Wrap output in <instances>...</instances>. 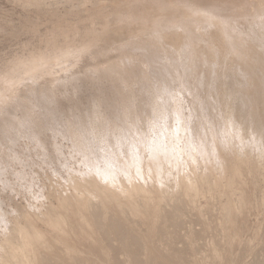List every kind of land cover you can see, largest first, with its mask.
<instances>
[{
    "label": "rangeland",
    "instance_id": "374dc122",
    "mask_svg": "<svg viewBox=\"0 0 264 264\" xmlns=\"http://www.w3.org/2000/svg\"><path fill=\"white\" fill-rule=\"evenodd\" d=\"M16 1L0 0V264H264V0Z\"/></svg>",
    "mask_w": 264,
    "mask_h": 264
},
{
    "label": "bare ground",
    "instance_id": "6f19581e",
    "mask_svg": "<svg viewBox=\"0 0 264 264\" xmlns=\"http://www.w3.org/2000/svg\"><path fill=\"white\" fill-rule=\"evenodd\" d=\"M17 1H18V2H22V3H24L25 5H28V6H37V7H40V6L43 5V4L41 3L42 0H17ZM17 1H16V2H17ZM58 1H59V0H55L54 2H58ZM87 1H88V0H87ZM44 7H45V6H44ZM32 8H33V7H32ZM53 8H54V7H53ZM186 8H187V7L184 8L183 13H185L186 11H188V12L190 11V10H185ZM182 9H183V8H182ZM187 9H188V8H187ZM181 12H182V11H181ZM188 12H187V13H188ZM198 12L201 13V14H204V15H207V14H208V13H207V14L204 13V11H202V10H201V11H198ZM189 13H191V11H190ZM193 13H195V12L193 11ZM189 15H190V14H189ZM190 16H191V15H190ZM202 16H203V15H202ZM209 16H210V15H209ZM213 19H214V18H213ZM221 22H222V21H221ZM147 23H148V22H147ZM143 24H144V23H143ZM220 32H221V31H220ZM223 38H224V37H223ZM208 41H209V39H208ZM208 41L205 42L206 44L208 43L207 45H205V44L200 45V46L202 47V49H201V51H200V52H201L200 55H201L202 57H204L205 59L210 55V53H211V51H212V47H213L212 43H210V42H208ZM232 41H233V40L231 39V42H232ZM255 41H256V40H255ZM256 42H257V41H256ZM225 43H226V42H225ZM254 43H255V42H254ZM253 45H256V44H253ZM200 46H199V48H200ZM250 46H251V45H250ZM256 46H257V52H258L260 55H261V54L264 55V45H263V44H260V46H258V45H256ZM151 47H152V46H151ZM213 48H214V47H213ZM86 49H88V48H86ZM227 49H228V48H227ZM232 49L235 51V48H232ZM232 49H231V50H232ZM195 50H196V49H195ZM198 50H199V49H198ZM198 50H197V51H198ZM216 50H217V49H216ZM247 50H248V49H247ZM213 51H214V50H213ZM213 51H212V52H213ZM218 51H219V50H218ZM85 52H86V51H85ZM85 52H81L80 54H83V53H85ZM248 52H249V50H248ZM168 53H169V52H168ZM215 53H216V52H214V54H215ZM231 53H232V52H231ZM258 53H257V54H258ZM60 54H62V53H60ZM63 54H65V53H63ZM67 54L69 55V53H67ZM218 54H219V53H218ZM233 54H234V53H233ZM250 54H251V53H250ZM58 55H59V54H58ZM151 55H152V54H151ZM216 55H217V54H216ZM251 55H253V54H251ZM64 56H65V55H64ZM79 56H80V55H79ZM81 56H82V55H81ZM213 56H214V55H213ZM230 56H231V55H230ZM60 57H62V56H60ZM68 57H69V56H68ZM192 57H193V56H192ZM243 57H244V56H243ZM252 57H253V56H252ZM50 58H51V57H50ZM56 58H57V57H56ZM65 58H66V57H65ZM211 58H213V60H215L214 57H211ZM217 58H218V57H217ZM245 58H246V57H245ZM245 58H243V61H245V60H244ZM247 58H248V57H247ZM247 58H246V59H247ZM68 59H69V58H66V61H65L66 63H67V60H68ZM193 59H194V57H193ZM193 59H192V60H193ZM223 59H224V58H223ZM47 60H48V59H47ZM62 60H63V59H62ZM64 60H65V59H64ZM163 60H165V59H163ZM195 60H196V59H195ZM198 60H199V59H198ZM208 60H210V59L208 58ZM254 60H255V59H254ZM70 61H71V60L68 61V64H69ZM78 61H79V60H78ZM216 61H217V60H215V61H213V62H216ZM48 62H49V61H48ZM65 62H63V63H65ZM71 62H72V61H71ZM73 62H74V61H73ZM149 62H150V61H149ZM149 62H148V63H149ZM193 62H194V60H193ZM206 62H207V61H206ZM210 62H211V61H210ZM210 62L208 61V63H210ZM166 63H167V62H166ZM203 63H205V61H204ZM257 63H258V62H257ZM21 64H22V63H21ZM71 64H72V63H71ZM124 64H126V63L124 62ZM167 64H168V63H167ZM18 65H19V64H18ZM18 65H17V67H18ZM58 65H60V64H58ZM65 65H66V64H65ZM69 65H70V64H69ZM69 65H68V66H69ZM149 65H150V64H148V66H149ZM186 65H187V64H186ZM211 65H212V63H210V65L207 64L206 66H205V65H204V66H205V67L209 66V68H210ZM213 65L215 66V64H213ZM61 66H62V65H61ZM68 66H66L67 72H69V71H68V70H69V69H68V68H69ZM72 66H74V65H72ZM122 66H123V65H122ZM122 66H121V67H122ZM263 66H264V65H263ZM52 67H53V66H52ZM186 67H187V66H186ZM217 67H218V66H217ZM253 67H254V66H253ZM258 67H259V66H258ZM27 68H28V67H27ZM49 68H50V67H49ZM61 68H62V67H61ZM61 68H60V69H61ZM63 68H65V67H63ZM63 68H62V69H63ZM123 68H124V66L122 67V69H123ZM125 68H127V67H125ZM255 68H256V67H255ZM210 69L213 70L214 68L212 67V68H210ZM166 70H167V69H166ZM254 70H255V69H254ZM55 71H56V70H55ZM125 71H128V72H126V73H129V70H125ZM251 71H252V70H251ZM18 72H20V71H18ZM36 72H37V71H36ZM45 72H46V71H45ZM45 72H44L43 74H45ZM47 72H49V70H48ZM50 72H52V71H50ZM210 72H211V71H210ZM21 73H22V72H21ZM52 73L55 74L56 72L53 71ZM57 73H58V72H57ZM115 73H116V74H115ZM115 73H114V74L117 75V72H115ZM130 73H131V72H130ZM167 73H168V72H167ZM251 73H252V72H251ZM251 73H250V74H251ZM38 74L41 75V73H38ZM43 74H42V75H43ZM170 74H171V73H170ZM203 74H204V73H203ZM30 75H31V74H30ZM42 75H41V76H42ZM47 75H49V74H47ZM47 75H46V76H47ZM51 75H52V74H51ZM118 75H119V76H120V75L127 76L128 74H127V75H124V74H122V73H121V74L118 73ZM118 75H117V77H118ZM163 75H165V74H163ZM37 76H38V75H37ZM60 76H61V75H60ZM129 76H130V75H129ZM18 77H19V76H18ZM127 77H128V76H127ZM203 77H204V76H203ZM247 77H248V75H247ZM251 77H252V76H251ZM251 77H250V78H251ZM7 78H8V77H7ZM25 78H26V77H25ZM27 78H28V77H27ZM29 78H30V77H29ZM29 78H28L27 80H31V79H29ZM31 78H32V76H31ZM120 78H121V77H120ZM122 78H123V77H122ZM128 78H129V77H128ZM168 78H169V77H168ZM171 78H172V77H171ZM198 78H199V77H198ZM227 78H228V77H227ZM32 79H33V78H32ZM34 79H35V78H34ZM38 79H39V76H38ZM247 79H248V78H247ZM35 80H37V79H35ZM121 80H122V79H121ZM18 82H19V81H18ZM34 82H35V81H34ZM225 83H226V82H225ZM21 84H22V83H21ZM162 84H163V82L161 83V86L164 88V90H167V89H165V87H164ZM204 84H205V83H204ZM229 84H230V83H229ZM255 84H257V83H255ZM167 85H168V83H167ZM222 85H223V84H222ZM18 86H20V85H18ZM262 86H263V85H262ZM262 86H260V87L262 88ZM75 87H76V86H75ZM162 87H161V88H162ZM168 87H169V86H168ZM168 87H167V88H168ZM252 87H253V86H252ZM258 87H259V86H258ZM263 87H264V86H263ZM235 88H236V87H235ZM248 88H249V87H248ZM253 88H254V87H253ZM246 89H247V88H246ZM255 89H256V88H255ZM259 89H260V88H259ZM14 90H15V89H13V92H14ZM70 90H71V89H70ZM130 90H131V88H130L128 91H130ZM161 90H162V89H161ZM164 90H163V91H164ZM250 90H251V89H250ZM250 90H248L249 93H250ZM262 90H263V95H264V89H262ZM262 90H261V91H262ZM11 91H12V90H11ZM16 91H17V89H16ZM16 91H15V92H16ZM54 91H55V93H56L57 90H51V91H49V92H52V93H53ZM68 91H69V90H68ZM163 91H162L161 93H163ZM235 91L237 92L238 89L235 90ZM243 91H244V93L246 92L245 89H243ZM261 91H260V92H261ZM2 92H3V91H2ZM43 92H44V91H43ZM239 92H240V91H238L237 93L240 94ZM3 93H4V92H3ZM3 93H1V94L4 95ZM129 93H131V92H129ZM129 93H128V94H129ZM164 93H165V92H164ZM164 93H163V94H164ZM169 93H170V92H169ZM179 93L181 94V92H179ZM231 93H232V95H233L234 92H231ZM237 93H236V95H234V97H233L232 99H234V98L236 99V97H239V96H242V97H243V95H238ZM246 93H247V92H246ZM246 93H245L244 95H246ZM251 93H253V92H251ZM251 93H250V94H251ZM255 93H256V92H255ZM257 93H258V92H257ZM10 94H11V93H10ZM10 94H9V95H10ZM47 94H48V92H47ZM47 94H46V95H47ZM175 94H176V92H175ZM234 94H235V93H234ZM253 94H254V93H253ZM261 94H262V93H261ZM5 95H8V93L5 94ZM5 95H4V97H5ZM48 95H50V94H48ZM53 95H54V94H53ZM59 95H60V94H59ZM130 95H131V94H130ZM161 95H162V94H161ZM176 95H177V94H176ZM230 95H231V94H230ZM237 95H238V96H237ZM257 95H259V94H257ZM44 96H45V95H44ZM50 96H51V95H50ZM55 96H56V94H55ZM55 96H54V97H55ZM127 96H128V95H127ZM127 96H126V98H127ZM181 96H182V95H181ZM248 96H250V99L252 98L251 95H248ZM254 96H255V95H254ZM254 96H253V97H254ZM260 96H261V95H260ZM4 97H3V99H4ZM6 97H7V96H6ZM10 97H11V96H10ZM45 97H46V96H45ZM161 97H165V95H164V96L162 95ZM161 97H157V96H156V97H155V103H159L160 101H158L159 99H157V98H161ZM193 97H194V96H193ZM196 97H197V96H196ZM242 97H241V98H242ZM257 97H258V96H257ZM1 98H2V97H1ZM7 98H8V97H7ZM55 98H57V96H56ZM55 98H54V100H55ZM130 98H131V97L129 96V100L131 101ZM170 98H171V97H170ZM179 98H180V96H179ZM179 98H177V99H179ZM258 98H259V97H258ZM3 99H0V100H3ZM49 99H51V98H49ZM161 99H162V98H161ZM163 99H165V98H163ZM175 99H176V98H175ZM175 99H174V100H175ZM239 99H240V98H239ZM246 99H247V98H246ZM248 99H249V97H248ZM250 99H249V101H250ZM252 99H253V98H252ZM254 99H255V97H254ZM254 99H253V100H254ZM7 100H8V99H7ZM52 100H53V99H52ZM132 100H133V99H132ZM174 100H173V101H174ZM182 100H183V99H182ZM195 100H196V99H195V97H194V100L192 99V101H195ZM240 100L243 101V99H240ZM97 101H98V100H97ZM99 101H100V100H99ZM125 101H128V100H125ZM161 101H162V100H161ZM178 101H180V100H178ZM187 101H188V100H187ZM228 101H230V100H228ZM244 101H245V100H244ZM249 101H248V102H249ZM251 101H252V100H251ZM257 101H258V100H257ZM257 101H256V103H257V105H259L260 102L258 101V102H259V103H258ZM32 102H33V101H32ZM100 102H101V101H100ZM132 102H133V101H132ZM175 102H176V101H175ZM181 102H182V101H181ZM231 102H233V100H231L230 103H231ZM245 102H247V101H245ZM3 103H4V102H2V104H3ZM160 103H161V102H160ZM176 103H177L178 105H182V104H179V102H176ZM182 103H184V102H182ZM230 103H229V104H230ZM125 104H126V103H125ZM128 104H130V103L128 102ZM161 104H162V103H161ZM198 104H199V103H198ZM232 104H234V103H232ZM232 104L229 105V106L233 107ZM0 105H1V104H0ZM31 105H32V104H31ZM34 105H35V104H34ZM97 105H98V103H97ZM99 105H102V104H99ZM170 105H172V103H171ZM170 105H169V107H170ZM173 105H174V102H173ZM244 105H245V103H244ZM246 105H247V104H246ZM246 105H245V106H246ZM2 106H3V105H2ZM2 106H0V107H2ZM126 106H127V104H126ZM162 106H163V104H162ZM162 106H160V107H162ZM195 106H196V101H195ZM29 107H30V106H29ZM32 107H33V106H32ZM35 107L38 108L39 106L36 105ZM58 107H59V106H58ZM95 107H96V106H94V108H95ZM97 107H98V109L100 108V106H97ZM97 107H96V108H97ZM128 107H129V106H128ZM156 107H157V106H156ZM178 107H179V106H178ZM182 107H183V105H182ZM241 107H242V106H241ZM96 108H95V109H96ZM154 108H155V107H154ZM162 108H163V107H162ZM175 108H176V107H175ZM25 109H26V108H25ZM32 109H33V108H32ZM98 109H97V111H98ZM160 109H161V108H160ZM176 109H177V108H176ZM182 109H183V108H181V110H182ZM231 109H232V108H231ZM235 109H236V108H235ZM242 109H244V107H243ZM255 109H256V108H255ZM1 110H2V108H1ZM35 110H36V108H35ZM103 110H104V109H103ZM152 110H153V109H152ZM156 110H157V109H156ZM158 110H159V109H158ZM164 110H165V109H164ZM179 110H180V109H179ZM183 110H184V109H183ZM95 111H96V110H95ZM97 111H96V112H97ZM101 111H102V110H101ZM101 111H100V112H101ZM104 111H106V110H104ZM104 111H102V114H103ZM159 111H160V110H159ZM184 111H185V110H184ZM200 111H201V110H200ZM29 112H30V111H29ZM33 112H34L33 115H36V114H35L36 111H34V109H33ZM33 112L31 111L30 113H33ZM42 112H43V110H42ZM96 112H95V113H96ZM98 112H99V111H98ZM98 112H97V113H98ZM169 112H170V111H169ZM233 112H237V111L234 110ZM257 112H258V111H257ZM30 113H29V114H30ZM48 113H50V112H48ZM105 113H106V112H104V114H105ZM182 113H183V112H181V114H182ZM185 113H186V112H185ZM202 113H203V112H202ZM37 114H38V116H39V113H37ZM155 114H157V111H156ZM158 114H160V112H159ZM158 114H157V115H158ZM243 114H244V113H243ZM245 114H246V113H245ZM53 115H54V114H53ZM93 115H94V113H93ZM100 115H101V113H100ZM160 115H161V114H160ZM183 115H184V113H183ZM201 115H202V114H201ZM257 115H258V114H257ZM31 116H32V115H31ZM94 116H95V115H94ZM94 116H93V118H94ZM97 116H98L97 118H99V119H100V118L102 119V117H104V116H102V115H101L102 117H100L99 115H97ZM105 116H106V117L103 118V119H107V115H106V114H105ZM124 116H125V115H124ZM127 116H128V117H127V119H128L131 115H130V116L127 115ZM198 116H199V115H198ZM259 116H260V115H259ZM36 117H37V116H35V118H36ZM232 117L234 118L233 115H232ZM245 117H246V115H245ZM260 117H261V116H260ZM262 117H263V116H262ZM262 117H261V118H262ZM38 118H39V117H37V119H38ZM93 118H92V119H93ZM203 118H204V117H203ZM261 118H260V120H261ZM32 119H33V118H32ZM39 119H41V115H40V118H39ZM94 119H95V118H94ZM109 119H110V118H109ZM131 119H132V118H131ZM246 119H247V117L245 118V120H246ZM33 120H34V119H33ZM133 120H135V119H133ZM203 120H204V119H203ZM236 120H237V122H239V120H238L237 117H236ZM241 120H244V119L242 118ZM256 120H257V119H256ZM263 120H264V119H263ZM34 121H35V120H34ZM96 121H97V120H96ZM98 121H99V120H98ZM127 121H128V120H127ZM198 121H199V120H198ZM198 121H197V122L195 121V122L198 123ZM232 121H233V119H232L230 122H232ZM234 121H235V120H234ZM246 121H247V120H246ZM246 121H245V122L243 121V122H244V125L246 126V123H247L248 126H249L248 129H252L253 126H251L252 128H250V125H249V124H252V123H248V122H246ZM7 122H8V121H7ZM17 122H18V121H17ZM35 122H36V121H35ZM39 122H40V121H39ZM100 122H101V121H100ZM104 122H105V121H104ZM104 122H103V123H104ZM106 122H107V121H106ZM108 122H109V120H108ZM111 122H112V121H111ZM114 122H115V121H114ZM114 122H113V124H114ZM130 122H131V121H130ZM230 122H229L228 124H230ZM250 122H253V121H250ZM261 122H262V120H261ZM13 123H14V122H13ZM75 123H76V122H75ZM78 123H79V122H78ZM92 123H93V121L91 122V124H92ZM125 123H126V122H125ZM125 123H123V124L125 125ZM127 123H128V122H127ZM133 123H134V121H133ZM199 123L201 124V122H199ZM203 123H204V122H203ZM6 124H7V123H6ZM34 124H35V123H34ZM34 124H33V125H34ZM71 124H72V123H71ZM93 124H95V122H94ZM96 124H97V123H96ZM100 124L103 125L102 123H100ZM105 124H106V123H105ZM113 124H112V125H113ZM129 124H130V123H129ZM231 124H232V123H231ZM256 124H257V121H255V123H253V125L257 126ZM260 124H261V123H260L259 120H258V126H259ZM12 125H13V124H12ZM14 125H16V124H14ZM14 125H13V126H14ZM18 125H19V123H18ZM18 125H17V126H18ZM35 125H36V124H35ZM38 125H39V124H38ZM72 125L74 126V125H76V124H72ZM72 125H71V126H72ZM79 125H80V124H79ZM82 125H83V124H82ZM107 125H109V124L107 123L106 126H107ZM124 125H123V126H124ZM131 125H132V124H131ZM193 125H194V124H193ZM232 125H233V127H230V128H232V130L234 129L233 131L235 132V129H236L237 127H234V123H233ZM236 125H237V124H236ZM263 125H264V121H263V124L260 125L261 127L259 126L260 128H262V130H264V129H263V127H264ZM13 126H12V127H13ZM84 126H85V124H84ZM95 126H96V125H94V127H95ZM114 126H115V127H118V126L121 127L122 125L119 124V125L117 126V123H116V124H114ZM123 126H122V127H123ZM128 126H129V125H128ZM216 126H217V125H216ZM229 126H230V125H228V128H229ZM258 126H257V127H258ZM12 127H11V128H12ZM18 127H19V126H18ZM37 127H38V126H36V128H37ZM81 127H82V126H81ZM86 127H87V126H86ZM91 127H93V125H92ZM91 127H90V128H91ZM122 127H121V128H122ZM126 127H127V126H126ZM186 127H187V126H186ZM190 127H191V126H190ZM194 127H195V126H194ZM198 127H199V126H198ZM200 127H201V126H200ZM202 127H203V126H202ZM207 127H208V126H207ZM246 127H247V126H246ZM257 127H256V128H257ZM259 127H258V128H259ZM8 128H9V127H8ZM36 128H35V129H36ZM75 128H76V127H75ZM87 128H88V127H87ZM97 128H98V126L96 127V129H97ZM109 128H110V127H109ZM131 128H133V127H132V126H131V127L129 126V131H131ZM192 128H193V127H192ZM210 128H213V127H210ZM260 128H259V130H260ZM37 129H38V131L40 132V127H38ZM83 129H84V128H83ZM91 129H92V128H91ZM93 129H94V128H93ZM101 129L106 130L105 127H104V128L102 127ZM114 129H115V128H114ZM117 129H118V128H116L115 130H117ZM124 129H125V126H124ZM208 129H209V128H208ZM237 129H238L239 133H241V132H240L241 130H239V129H241V128L239 127V128H237ZM237 129H236V130H237ZM242 129H243V128H242ZM12 130H13V129H12ZM80 130H81V128H80ZM115 130H114V131H115ZM122 130H123V128H122ZM126 130H128V129L126 128ZM126 130H125V133H127ZM132 130H133V129H132ZM198 130H199V129H198ZM204 130H205V129H204ZM232 130H231V131H232ZM244 130H245L246 133L249 132L248 130H247V131H248V132H247L246 129H243V131H244ZM256 130H257V129H256ZM256 130H254L255 132H253V131H252V132H253V133H257ZM259 130H258V133H259ZM23 131H24V130H23ZM77 131H78V129H77ZM77 131H76V132H77ZM84 131H85V130H84ZM84 131H82V133H84ZM86 131H87V130H86ZM90 131H91V130H90ZM94 131H95V129H94ZM97 131H98V130H97ZM179 131H185V132H186V129H183V127H180ZM191 131H192V130H191ZM199 131H202V130H199ZM199 131H198V132H199ZM206 131H207V129H206ZM206 131H205V132H206ZM233 131H232V132H233ZM243 131H242V133H243ZM76 132H74V133H75L76 137L78 138V137H79V134H78V136H77ZM79 132H80V131H79ZM87 132H88V131H87ZM95 132H96V131H95ZM108 132H109V131H108ZM108 132H107V133H108ZM110 132H111V131H110ZM110 132H109V133H110ZM193 132H194V131H193ZM236 132H237V131H236ZM245 132H244V133H245ZM250 132H251V130H250ZM250 132H249V133H250ZM252 132H251V133H252ZM260 132H261V131H260ZM91 133H92V132H91ZM91 133H90V135H91ZM105 133H106V132H105ZM107 133H106V134H107ZM128 133H129V132H128ZM128 133H127V134H128ZM203 133H204V132H203ZM239 133H237V134H238L240 137H241V135H244L243 137H245V136L247 135V134H244V133H243V134H239ZM249 133H248V134H249ZM258 133H257V135H258ZM36 134H37V132H36ZM36 134H35V135H36ZM80 134H81V133H80ZM95 134H96V133H95ZM101 134H102V133H101ZM112 134H113V133H111V136H113ZM127 134H126V135H127ZM206 134H207V133H206ZM206 134L204 133V135H206ZM261 134H262V132L260 133L259 137L261 136ZM73 135H74V134H73ZM82 135H83L84 137H86L88 134H87L86 136H85L84 134H82ZM90 135H88L87 137H90ZM124 135H125V134H124ZM197 135H198V133H197ZM199 135H201V133H200ZM204 135L202 134V136H204ZM229 135H230V134H229ZM252 135L254 136L255 134H252ZM252 135H251V136H252ZM257 135H256V136H257ZM80 136H81V135H80ZM102 136H103V135H102ZM109 136H110V135H109ZM111 136H110V137H111ZM202 136H200V137L202 138V140H199L200 142H197L198 144L201 143V146H203V144H202L203 142H201V141H203V139H204ZM206 136L208 137L209 135H206ZM249 136H250V135H249ZM76 137H74V138H76ZM92 137H93V135H92ZM96 137H97V136H96ZM106 137H107V139H108V136H106ZM114 137H115V136H114ZM194 137H195V135H194ZM210 137L213 138V134H212V136H210ZM243 137H242V138H243ZM261 137H262V136H261ZM80 138H81V137H80ZM82 138H83V137H82ZM90 138H91V137H90ZM94 138H95V137H94ZM101 138H102V137H101ZM117 138H119V137H117ZM124 138H125V137H124ZM192 138H193V137H192ZM196 138H197V137H196ZM246 138H247V137H245V139H244L243 141H245ZM84 139H85V138H84ZM105 139H106V138H105ZM109 139H110V141H109V140H108V141H109L110 144H111V143L113 142L114 138L111 137V138H109ZM111 139H112V140H111ZM115 139H116V138H115ZM198 139H200V138L198 137ZM207 139H208V138H207ZM228 139H229V138H228ZM261 139H262V138H261ZM76 140H77V139H76ZM79 140H80V139H79ZM79 140H78V141H79ZM85 140H86V139H85ZM87 140H88V138H87ZM93 140H94V139H93ZM241 140H242V139H241ZM88 141H90V139H89ZM96 141H98V139L95 140V142H96ZM104 141H105V140H104ZM111 141H112V142H111ZM119 141H120V139H119ZM119 141L117 140V141H115V142H119ZM36 142H37V141H36ZM79 142H80V141H79ZM83 142H85V141H83ZM92 142H93V141H92ZM101 142H102V141H101ZM101 142H98V143H100V145H101ZM105 142H106V145H107V146L110 145V144H109V145L107 144V141H105ZM105 142H103V143H105ZM130 142H131V141H130ZM134 142H137V141H134ZM134 142H133V143H134ZM144 142H145V141H144ZM194 142H195V140H194ZM194 142H193V143H194ZM205 142H206V141H205ZM76 143L79 144L78 142H76ZM76 143H75V144H76ZM81 143H82V141H81ZM87 143H89V144H93V143H91V141H90V142H87ZM98 143L96 142L95 144H98ZM113 143H114V142H113ZM133 143H132V144H133ZM73 144H74V142H73ZM122 144H124L123 141H122ZM135 144H136V143H135ZM204 144H205V143H204ZM93 145H94V144H93ZM93 145H90V147H88V148H91ZM106 145H102V146H106ZM118 145H119V143H118L116 146H115V145H114V146H115L116 148H118V147H117ZM130 145H131V144H130ZM130 145H129V146H130ZM193 145H195V144H193ZM74 146H75V148H77V147H76L77 145H74ZM95 146H96V145H95ZM112 146H113V145H112ZM119 146L122 147V145H119ZM126 146H127V142H126ZM195 146H196V145H195ZM82 147L84 148L83 145H82ZM124 147H125V146H124ZM154 147L157 148V146H154ZM197 147H200V146L198 145ZM110 148H111V147H110ZM110 148H108V149H110ZM126 148H127V147H126ZM126 148H125V150H126ZM129 148H130V147H129ZM138 148H139V147H138ZM103 149H104V148H102L101 150H103ZM111 149H112V148H111ZM119 149H121V148H119ZM133 149H134V146H133ZM135 149H136V148H135ZM135 149H134V150H135ZM206 149H208V147H207ZM86 150H87V149H86ZM88 150H89V149H88ZM90 150H91V149H90ZM105 150H107V149H105ZM112 150H113V149H112ZM116 150H117V149H116ZM134 150H133V151H134ZM77 151H78V150H77ZM83 151H84V150H83ZM83 151H82V152H83ZM92 151L94 152L95 150H93V148H92ZM98 151H99V154H100L101 151H100V150H98ZM114 151H115V149H114ZM114 151H113V152H114ZM117 151H118V150H117ZM117 151H116V152H117ZM119 151H120V150H119ZM119 151H118V152H119ZM123 151H124V149H123ZM126 151H127V150H126ZM135 151H137V149H136ZM135 151H134V153H135ZM90 152H91V151H90ZM107 152L109 153V151H107ZM127 152H128V151H127ZM127 152H126V155L128 154ZM161 152H162V150H161L160 148H159V150H158V149H157V150L155 149L154 151H152V153H154L153 155L156 156V158H155V162H157V163H161L160 165H162V164L165 162V161H164L165 159H164V157H163V155H162ZM80 153H81V152H80ZM80 153H79V154H80ZM87 153H89V152H87ZM87 153H86V154H87ZM110 153H112V152H110ZM110 153H109V154H110ZM94 154H96V152H94ZM101 154H102V153H101ZM103 154H104V153H103ZM109 154H108V155H109ZM117 154H118V153L115 154L116 156H114V155H113V156H114V157H117V156H118ZM120 154H121V151H120ZM124 154H125V153H124ZM138 154L140 155V153H138ZM146 154H147V153H146ZM83 155H84V154H83ZM88 155H90V154H88ZM96 155H97V154H96ZM96 155H94L93 157H95ZM106 155H107V154H105V156H106ZM79 156H80V155H79ZM97 156H98V155H97ZM109 156H110V155H109ZM122 156H123V155H122ZM131 156H132V157H131ZM131 156H130V157L133 159V157H134L133 154H131ZM137 156H138V155H137ZM137 156H135V158H139V157H137ZM85 157H86V156H85ZM91 157H92V155H91ZM100 157H101V156H100ZM103 157H104V156H103ZM107 157H108V156H106V158H107ZM110 157H111V156H110ZM119 157H120V156H119ZM87 158H89V157H87ZM101 158H102V157H101ZM127 158H128V156H127ZM135 158H134V159H135ZM145 158H146V157H145ZM145 158H144V159H145ZM81 159H82V158H81ZM84 159L86 160V158H84ZM84 159H83V161H84ZM108 159H110V158H108ZM108 159H107V160H108ZM115 159H116V158H115ZM115 159H114V160H115ZM124 159H125V158H124ZM132 159H130V160H132ZM139 159H142V158H139ZM153 159H154V158H153ZM163 159H164V160H163ZM93 160H94V159H93ZM111 160H112V159H111ZM114 160H113V161H114ZM118 160H119V159H118ZM122 160H123V159H122ZM125 160H128V159H125ZM125 160H124V161H125ZM147 160L149 161V159H147ZM88 161H91V159L89 158ZM102 161H103V160H102ZM104 161H105V163H106V160H104ZM115 161H116V160H115ZM136 161H137V160H136ZM142 161H143V160H142ZM144 161H146V160H144ZM144 161H143V162H144ZM163 161H164V162H163ZM91 162H92V161H91ZM93 162H94V161H93ZM107 162H108V161H107ZM111 162H112V161H111ZM118 162H119V161H118ZM120 162H121V161H120ZM130 162H131V161H130ZM133 162H135V161H132L131 163H133ZM137 162H138V161H137ZM137 162H136V163H137ZM140 162H141V161H139L138 164H140ZM143 162L141 163V165L143 164ZM149 162H150V161H149ZM162 162H163V163H162ZM84 163H86V162H83V164H84ZM100 163H102V162H100ZM114 163H116V162H113V163H111V164H114ZM127 163H128V162H127ZM131 163H130V164H131ZM136 163H135V165H137ZM146 163H148V162H146ZM146 163H145V165H146ZM86 164H87V163H86ZM89 164H90V163H89ZM102 164H103V163H102ZM106 164H107V163H106ZM120 164H121V163H120ZM165 164H166V163H165ZM172 164H173V163H172ZM116 165H118V164H116ZM116 165H115V166H116ZM123 165H124V163H123ZM132 165H133V166H132V167H133L132 172H133V171H135V172H136V171L139 172V171H138L139 169H138V170L135 169V168H137V166H139V165H137L135 168H134V163H133ZM145 165H144V166H145ZM150 165H151V163L148 164L149 167H151ZM163 165H164V164H163ZM163 165H162V166H163ZM166 165H167V164H166ZM87 166H88V164H87ZM89 166H90V165H89ZM91 166H92V165H91ZM91 166H90V167H91ZM112 166H113V165H112ZM115 166H114V167H115ZM125 166H126V164H125ZM125 166H124V167H125ZM127 166H128V165H127ZM158 166H159V165H158ZM164 166H165V165H164ZM168 166H169V165H168ZM168 166H167V168H168ZM90 167H89V168H90ZM102 167H103V165H102ZM102 167H101V169H103ZM104 167H105V166H104ZM109 167H110V165H109ZM109 167H108V168H109ZM124 167H122V168H124ZM129 167H131V165H130ZM140 167H141V166H140ZM140 167H139V168H140ZM92 168H93V167H92ZM92 168H90V169H92ZM94 168H95V163H94ZM111 168H112V167H111ZM115 168H117V167H115ZM115 168H114V169H115ZM120 168H121V167L119 166V169H120ZM142 168H143V167H142ZM152 168L154 169L153 166H152ZM159 168H160V169H163L162 167H159ZM165 168H166V166L164 167V169H165ZM90 169H89V170H90ZM95 169H96V168H95ZM105 169H106V167H105ZM109 169H110V168H109ZM112 169H113V168H112ZM125 169H126V167H125ZM148 169H149V168H148ZM153 169H151V170H152V172L155 170V171L153 172L154 174L159 170V169H158V170H157V169H154V170H153ZM164 169H163V170H164ZM115 170L118 171V172L115 171V172H117V174H118V173H119L118 168L115 169ZM120 170H121V169H120ZM127 170H128V168H127ZM142 170H143V169H141V171H142ZM145 170H146V169H145ZM163 170H161V172H162ZM107 171H109V170L107 169ZM111 171L113 172V170H111ZM143 171H144V170H143ZM143 171H142V172H143ZM165 171H167V169H166ZM165 171H164V172H165ZM91 172H92V170H91ZM96 172H99V173H100L99 176H102L101 173H103L104 171H103V172H102V171H97V169H96ZM124 172H125V171H124ZM129 172H130V170H129L127 173H129ZM135 172H134V173H135ZM137 172H136V173H137ZM142 172H140V173H142ZM99 173H97V174H99ZM104 173H105V172H104ZM104 173H103V174H104ZM122 173H123V172H122ZM127 173H126V176L132 175V173H131V174L129 173V175H127ZM136 173H135V174H136ZM140 173H139V174H140ZM157 173H158L159 176H157L156 180H157L158 177H160V175L162 174V173H160V170H159V172H157ZM159 173H160V174H159ZM168 173H169V172H168ZM95 174H96V173H95ZM105 174H106V173H105ZM110 174H111V175H110ZM110 174H109V177L111 178L112 181L107 177L108 174H107L106 177L110 180L109 182H111V183L114 182V183H115V181H114L115 179L113 180V174H114V173H111V172H110ZM117 174H115V176H116ZM123 174H124V173H123ZM135 174H133V175H135ZM137 174H138V173H137ZM139 174H138V175H139ZM143 174H144V172H143ZM164 174H165V173H163L162 176H163ZM145 175H146V174H145ZM103 176H104V175H103ZM103 176H102V177H103ZM140 176H143V175L141 174ZM164 176H165V175H164ZM102 177H101V178H102ZM106 177H105V178H106ZM105 178H104V179H105ZM107 178H106V181H105L106 183H107ZM162 178H163V177H162ZM104 179H102V181H103ZM163 179H164V178H163ZM158 180H159V179H158ZM158 180H157V181H158ZM127 181H128V180H127ZM160 182H161V181H160ZM177 183H178V182H177ZM108 184H109V183H108ZM105 185H106V184H105ZM111 186H112V185H111ZM174 186H175V185H174ZM87 187H88V186H87ZM107 187H108V186H107ZM112 187L115 188L116 186L114 187V185H113ZM120 187H121V186H120ZM164 187H165V186H164ZM177 188H178V187H177ZM119 189H120V188H119ZM174 189H176V188H174ZM190 189H191V188H190ZM192 189H193V188H192ZM87 191H88V190H87ZM116 191H117V193L119 192V190H117V189H116ZM116 191H115V192H116ZM120 192L122 193L123 191L121 190ZM129 192H130V193H129L130 196H131V195H134V194H137V195H139V194H143V195H145V196L148 195V194H150L149 192L146 191V189H145V191H144V190H141L139 187H136L135 185L132 187L131 191H129ZM121 193H118V194H121ZM126 193H127V191L125 192V194H126ZM115 194H116V193H115ZM90 195H91V194H90ZM121 195H122V194H121ZM143 195H142V196H143ZM134 197H135V196H134ZM147 197H148V196H147ZM149 198H150V197H148V199H149ZM143 200H145V199H143ZM147 201H148V200H147ZM149 201H150V200H149ZM144 202H145V201H144ZM146 203H147V202H145V204H146ZM145 204H143V205H144V206L147 205V207H148V204H146V205H145ZM135 207H136V206H135ZM92 208H93V207H92ZM131 208H132V207H131ZM136 209H138V207H136ZM93 210H94V209H93ZM152 213H153V211H152ZM91 215H92V213H91ZM178 215H179V214H178ZM92 216H94V215H92ZM149 220H151V219H149ZM86 221H87V220H86ZM92 221H93V220H92ZM113 221H114V220H113ZM93 223H94V222H93ZM86 225H87V224H86ZM101 225H102V224H101ZM107 225H108V223H107L105 226H107ZM109 225H110V224H109ZM119 225H120V224H119ZM119 225H118V222H117V223H115V222L113 223V222H112V225H111V226H113L112 228H114V230H116L115 232H118L119 230L121 231V229H122V227H120ZM88 226H89V225H88ZM88 226H87V227H88ZM90 226L93 227V224L90 225ZM92 227H91V229L94 228V227H93V228H92ZM102 227H103V226H102ZM107 227L109 228L110 226H107ZM107 227H106V228H107ZM95 228H96V227H95ZM108 228H107V229H108ZM100 229H101V228H100ZM104 229H105V228H104ZM107 229H105V231H106ZM109 229H110V228H109ZM111 230H112V229H111ZM109 231H110V230H109ZM122 231H123V229H122ZM106 232H107V231H106ZM107 233H109V232H107ZM121 233H122V232H121ZM114 234H115V233H114ZM116 235H117V234H116ZM119 235H120V234H119ZM122 235H123V234H122ZM145 243H146V242H145ZM147 247H148V246H147ZM147 250H148V248H147Z\"/></svg>",
    "mask_w": 264,
    "mask_h": 264
}]
</instances>
